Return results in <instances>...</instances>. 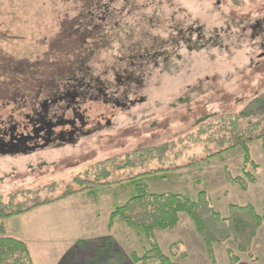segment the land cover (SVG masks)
<instances>
[{"label":"rangeland","instance_id":"rangeland-1","mask_svg":"<svg viewBox=\"0 0 264 264\" xmlns=\"http://www.w3.org/2000/svg\"><path fill=\"white\" fill-rule=\"evenodd\" d=\"M262 18L264 0H0V118L13 109L3 104L22 89L21 81L29 83V98L52 91L57 77L50 79L49 73L61 72L65 61L74 63L78 53L74 46L81 42L86 55L93 53L82 71L91 70L120 93L119 99L132 101L125 109L91 104L94 120L100 117L95 132L75 144L29 156L0 157V194L69 179L96 162L191 133L213 115L242 110L264 91V50L249 30L242 32ZM96 26L101 28L97 31ZM199 29L206 41L213 39L201 48ZM157 52L169 55V63L154 59ZM148 54L149 59H141ZM65 70L71 71L69 66ZM129 75L135 79L131 85ZM251 155L260 170L250 168L258 184L248 192L225 179L226 168L234 177L241 175V150L199 168L174 172L167 179H150L148 184L154 192L193 197L207 190L224 216L231 203L260 207L261 142L251 146ZM133 191L129 184L101 187L4 224L8 235L30 242L36 264H78L79 241L110 235L132 263V254L147 248L145 237L120 218L112 230L109 223L114 206L124 204ZM156 237L167 255L172 244L182 243L189 256L172 258L178 264H213L187 214L177 229L158 231ZM228 248L235 247L230 243L216 247L217 264H230ZM239 256V264H264V226L253 245V257Z\"/></svg>","mask_w":264,"mask_h":264},{"label":"trees","instance_id":"trees-1","mask_svg":"<svg viewBox=\"0 0 264 264\" xmlns=\"http://www.w3.org/2000/svg\"><path fill=\"white\" fill-rule=\"evenodd\" d=\"M99 28L101 27L96 26L97 31ZM61 41L67 46L66 38ZM77 45L74 46L78 51L74 63L65 61L60 64L61 72L49 73L50 79L56 76L57 80H64L88 62L93 53L86 55L87 50L83 51L84 42ZM68 66L71 70L69 73L65 70ZM49 69L56 70L54 66ZM47 77L44 80L51 81ZM28 84L21 81L18 87L22 89L15 90V94L12 93L13 96L7 100L29 98L26 96L29 93ZM39 87L41 89L42 85ZM39 94L30 96L29 99L37 98ZM244 105L242 110L233 114L213 115L209 120H204L195 131L174 140L160 145L143 146L91 164L69 179L0 194V264H36L28 244L7 234L4 222L8 219L35 212L80 194H92L101 187L124 184L132 186L134 191L124 204L114 206L109 230L114 228L116 219L120 218L126 226L145 237L147 248L141 254L134 252L130 263L112 235L97 241L81 240L76 246L78 264H178L172 258L186 259L189 256L183 250L182 243L172 244L169 249L171 256L167 255L162 250L156 233L177 229L183 214H187L194 223L213 264H217L216 247L226 243L235 247L227 250L230 264H239L240 254H247L252 258L253 245L264 226V202L260 207L252 203H231L228 215L224 216L216 208L207 190H202L193 197L177 192H154L148 184L150 179H167L174 172L199 168L227 152L241 150L244 155L242 173L234 177L226 168V182L239 186L244 192L256 186L258 178L250 168L260 170V167L252 158L251 146L261 142L264 155V91Z\"/></svg>","mask_w":264,"mask_h":264},{"label":"flooded vegetation","instance_id":"flooded-vegetation-1","mask_svg":"<svg viewBox=\"0 0 264 264\" xmlns=\"http://www.w3.org/2000/svg\"><path fill=\"white\" fill-rule=\"evenodd\" d=\"M242 30L244 34L249 30L252 40L258 41L257 46L264 50V18ZM197 36L200 48L213 40L206 41L202 29L197 31ZM153 56L154 59L163 58L165 63L171 59L164 52ZM146 58L149 59L150 55L141 56V59ZM178 59H181L179 55ZM132 63L136 64V59ZM126 78L130 85L135 81L130 75ZM120 82L125 81L121 78ZM119 94L100 76L92 74L91 70L83 72L80 68L65 80H57L52 91L41 92L37 98L8 100L3 105H12L13 109L0 118V157L29 156L50 149L57 151L83 137H90L100 117L94 120L89 106L102 103L106 107L125 109L129 103L132 104L127 98L119 99Z\"/></svg>","mask_w":264,"mask_h":264},{"label":"crops","instance_id":"crops-1","mask_svg":"<svg viewBox=\"0 0 264 264\" xmlns=\"http://www.w3.org/2000/svg\"><path fill=\"white\" fill-rule=\"evenodd\" d=\"M70 199V198H69ZM68 200V199H67ZM56 205V204H55ZM53 206V205H52ZM45 208V207H44ZM23 240V239H22ZM23 241H25V240H23ZM27 244H28V246H29V248H30V250H31V252H32V249H31V247H30V242H27V241H25ZM33 255V254H32Z\"/></svg>","mask_w":264,"mask_h":264}]
</instances>
